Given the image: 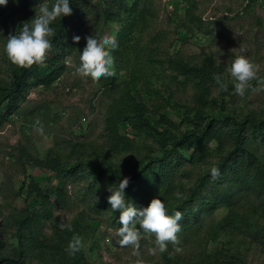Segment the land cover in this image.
<instances>
[{
  "label": "trees",
  "instance_id": "trees-1",
  "mask_svg": "<svg viewBox=\"0 0 264 264\" xmlns=\"http://www.w3.org/2000/svg\"><path fill=\"white\" fill-rule=\"evenodd\" d=\"M91 1L71 0L72 13L53 22L51 48L42 63L30 67L10 63L7 78H0V121L21 115V103L32 85L50 87L64 71L66 57L71 56L77 64L80 62V49L86 42L81 26ZM53 2L49 0V6ZM144 2L95 0L91 6L93 11L96 9L93 29H97L101 19L102 22L121 20L135 14L144 18ZM75 33L80 34L79 41L73 40ZM170 64L194 87L191 100L177 104L184 110L181 119L186 124L184 129L168 117L166 110H149L128 84L119 87L115 74L99 79L91 77L110 96L104 115V149L129 152L128 158L119 163L70 161L50 150L43 160L35 158L34 165L47 168L62 179L86 181L80 191V200L91 212L105 215L111 226L120 223L119 212H114L108 203L109 187L118 184L120 179L130 177L126 197L138 207L146 206L160 192L168 213L180 210L183 219L177 233L179 245L173 244L159 252L156 264L242 263L238 254L230 253L224 247L208 251L204 236L207 235L209 240L217 231L240 226L251 228L254 238L264 234V161L260 155L264 147V114L231 113L211 95V84L222 83L223 71L211 55H204L192 63L174 58ZM217 75L220 82L215 79ZM140 136L154 142L157 154L151 148L144 156L134 152L132 141ZM82 146L91 150L93 144L86 142ZM213 153L218 155V161L196 178L194 186L188 188L181 201L173 204L177 173L182 171L183 164L204 166L210 162ZM213 167L219 169L215 177L210 173ZM137 184L141 188L134 191ZM25 188V205L0 219V264H33L34 261L91 264L82 247L75 253L68 250L73 237L82 239L93 229L87 212L80 210L77 213L68 224L71 230L54 225L47 234L43 221L50 215L38 207L47 209L59 205L69 209L75 203L70 202L63 187H54L49 195L40 189L34 178H30ZM220 208H225V213L214 221L213 215ZM9 229L13 230L11 238L15 244L8 241Z\"/></svg>",
  "mask_w": 264,
  "mask_h": 264
},
{
  "label": "rangeland",
  "instance_id": "rangeland-1",
  "mask_svg": "<svg viewBox=\"0 0 264 264\" xmlns=\"http://www.w3.org/2000/svg\"><path fill=\"white\" fill-rule=\"evenodd\" d=\"M144 1V18L135 14L121 20L102 22L101 19L97 29H93L96 9L93 11L91 7L95 2L92 0L82 21L83 35L107 32L115 37L117 47L111 49L112 70L119 87L128 84L149 110H166L168 117L184 129L186 124L181 122L184 110L177 104L189 102L194 87L174 70L170 61L177 58L192 63L204 55H211L223 69L222 83L211 84V95L231 113L264 114V0ZM48 2L8 0L7 5H2L0 78H7L11 63L3 47L8 35L19 32L20 26L34 17L35 9ZM241 49L257 66L256 77L248 82L243 95L235 92L229 72ZM64 64V71L50 87L31 86L21 103V115L0 121V219L25 205V187L30 178H34L40 189L49 195L54 187H63L70 202L75 203L69 209L59 205L47 209L38 207V210L49 212L50 218L43 221L47 234L54 225L70 224L77 213L84 210L93 229L81 239L82 249L91 264H156L160 251L154 233L140 229L138 252L133 245L120 246L116 235L120 224L109 225L105 215L91 212L80 200V191L86 181L62 179L47 168L34 165L35 158L43 160L50 150L70 161L104 163H119L130 154L104 149V115L110 96L90 74L81 75L75 71L77 63L71 56L65 58ZM221 84L226 85V89ZM86 142L93 144L91 150L82 146ZM132 142L134 152L144 156L151 148L157 154V147L148 138L140 136ZM260 155L264 161V147ZM218 158L213 153L210 162L204 166L183 164L182 171L177 173L172 203L181 201L188 188L194 186L196 178ZM22 185L24 189H21ZM140 188L137 184L134 191ZM224 213L225 208L216 210L213 220H218ZM206 221L209 223L208 219ZM11 232L13 230L9 229L6 235L9 243L15 244ZM251 233V228L240 226L217 231L209 240L207 235L203 236L208 251L224 247L228 252L238 254L242 262L239 264H264V234L254 238ZM169 246L173 243L169 242ZM33 264L47 263L34 261Z\"/></svg>",
  "mask_w": 264,
  "mask_h": 264
},
{
  "label": "clouds",
  "instance_id": "clouds-1",
  "mask_svg": "<svg viewBox=\"0 0 264 264\" xmlns=\"http://www.w3.org/2000/svg\"><path fill=\"white\" fill-rule=\"evenodd\" d=\"M16 2L18 3L19 0ZM7 3L8 0H0V5H7ZM72 11L71 0H54L51 6L48 3L41 4L38 9H35L34 17L20 26L19 32L8 35L3 47L10 61L21 67L42 63L51 48V37L54 34L53 22L57 18L70 15ZM72 38L74 41H79L81 36L75 33ZM115 47H117L115 37L107 32L87 33L86 42L79 53L80 62L75 65V71L81 75L90 74L93 79L114 75L111 49ZM229 72L233 78L235 92L243 95L248 82L256 77L257 66L241 49V52L233 59ZM215 79L220 82L221 78L217 75ZM221 87L226 89L227 86L221 84ZM39 130L43 131L42 128ZM210 173L213 177L217 176L218 167L211 168ZM129 181L130 177L125 176L119 180L118 184L110 186V195L107 198L111 209L119 212L120 227L116 235L119 237L120 246L133 245L138 252L140 229L155 234V242L160 252L167 250L169 242L179 245L177 233L181 230L182 211L176 210L174 214H169L160 195L154 196L146 206H136L126 197L125 189ZM61 226L71 230V225L62 224ZM81 247V238L73 237L69 242L68 250L75 253ZM179 250L177 247V251ZM152 251L155 253L156 249Z\"/></svg>",
  "mask_w": 264,
  "mask_h": 264
}]
</instances>
